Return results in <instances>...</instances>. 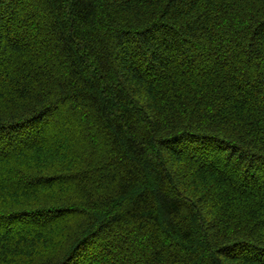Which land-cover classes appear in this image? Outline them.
Masks as SVG:
<instances>
[{
	"label": "trees",
	"instance_id": "obj_1",
	"mask_svg": "<svg viewBox=\"0 0 264 264\" xmlns=\"http://www.w3.org/2000/svg\"><path fill=\"white\" fill-rule=\"evenodd\" d=\"M0 264H264V0H0Z\"/></svg>",
	"mask_w": 264,
	"mask_h": 264
}]
</instances>
